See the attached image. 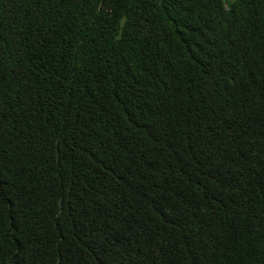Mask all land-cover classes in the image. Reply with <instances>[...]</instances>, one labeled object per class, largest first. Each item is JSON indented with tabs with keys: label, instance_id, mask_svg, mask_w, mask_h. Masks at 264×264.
Listing matches in <instances>:
<instances>
[{
	"label": "trees",
	"instance_id": "1",
	"mask_svg": "<svg viewBox=\"0 0 264 264\" xmlns=\"http://www.w3.org/2000/svg\"><path fill=\"white\" fill-rule=\"evenodd\" d=\"M0 264H264V0H0Z\"/></svg>",
	"mask_w": 264,
	"mask_h": 264
},
{
	"label": "rangeland",
	"instance_id": "2",
	"mask_svg": "<svg viewBox=\"0 0 264 264\" xmlns=\"http://www.w3.org/2000/svg\"><path fill=\"white\" fill-rule=\"evenodd\" d=\"M235 0H228V2H234Z\"/></svg>",
	"mask_w": 264,
	"mask_h": 264
}]
</instances>
